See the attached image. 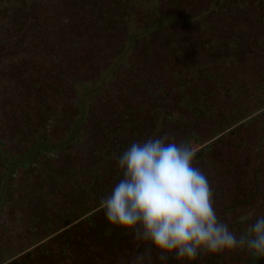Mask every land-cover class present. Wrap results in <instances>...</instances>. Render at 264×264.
<instances>
[{
	"label": "flooded vegetation",
	"instance_id": "obj_1",
	"mask_svg": "<svg viewBox=\"0 0 264 264\" xmlns=\"http://www.w3.org/2000/svg\"><path fill=\"white\" fill-rule=\"evenodd\" d=\"M159 2L163 44L131 38L123 0H0V264H189L99 208L120 154L165 133L195 149L230 230L264 215V0Z\"/></svg>",
	"mask_w": 264,
	"mask_h": 264
},
{
	"label": "clouds",
	"instance_id": "obj_2",
	"mask_svg": "<svg viewBox=\"0 0 264 264\" xmlns=\"http://www.w3.org/2000/svg\"><path fill=\"white\" fill-rule=\"evenodd\" d=\"M195 149L167 133L133 142L118 158L123 178L101 198L107 221L169 255L191 264L202 254L238 250L264 258V215L239 236L222 222L208 176L194 165Z\"/></svg>",
	"mask_w": 264,
	"mask_h": 264
},
{
	"label": "trees",
	"instance_id": "obj_3",
	"mask_svg": "<svg viewBox=\"0 0 264 264\" xmlns=\"http://www.w3.org/2000/svg\"><path fill=\"white\" fill-rule=\"evenodd\" d=\"M129 3L130 4H127L126 1L123 0L122 8H125L128 6L127 13L123 17V19L126 20L130 24L129 28L133 36L132 37L130 35L131 38L133 39L135 37H145L146 36L150 38H156V40H158L160 44H163L164 43L163 40L166 38V36H169L171 32L170 31L162 32L160 28L164 26L165 23H172L175 20L165 15L161 16L160 13H158L159 11L158 9L161 6V3L159 2V0H130ZM143 12L145 14H143ZM119 19L120 17L117 18V20ZM157 32H159V34H157ZM130 45H131V42H130ZM150 45L153 46V43H151ZM146 46L147 44H140V46L134 45L133 49H135V51L133 52L134 53L140 52L141 54L151 53L152 50L146 48ZM136 57L132 60V65L130 63H127V65L125 66L127 68L132 67L133 69H136L138 67L137 63L141 61L142 59V57L141 59H138ZM79 60L80 59H77L76 56L75 57L70 56L68 58L67 63H68V69L70 72L72 69L71 65L75 66L79 64ZM119 62H120V57L116 59V64H115L116 68L118 67ZM122 76L125 77L124 74H122ZM132 77H136V76L132 75ZM123 84L124 82L121 83V85ZM134 84H140V81H133L130 83V85H134Z\"/></svg>",
	"mask_w": 264,
	"mask_h": 264
}]
</instances>
